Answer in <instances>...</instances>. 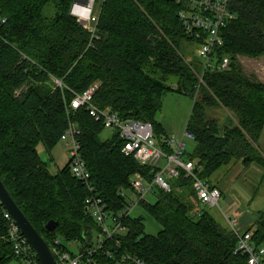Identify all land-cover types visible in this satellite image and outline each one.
Segmentation results:
<instances>
[{
    "label": "trees",
    "instance_id": "obj_1",
    "mask_svg": "<svg viewBox=\"0 0 264 264\" xmlns=\"http://www.w3.org/2000/svg\"><path fill=\"white\" fill-rule=\"evenodd\" d=\"M75 1L0 0V19H6L0 29V176L9 193L52 248L57 239L69 251L71 242L81 251L95 248L92 264H129L123 261L127 255L146 264H248L237 252L236 234L200 204L192 180L183 175L170 181V192L156 186L154 203L140 202L161 226L158 234H147L143 218L126 215L128 193L135 194V174L151 182L157 169L124 154L118 131L104 139V124L86 108L69 106L97 84V106L152 123L167 149L169 135L157 115L164 96L177 90L194 99L187 126L195 140L188 157L201 178L215 186V174L239 161L264 168L258 148L264 83L238 62L239 56H264V0H231L234 18L222 29L224 44L215 49L214 67L201 85L202 60L196 69L181 48L201 43L180 18L191 0H104L95 36L71 15ZM224 57L230 64L222 70ZM213 109L231 117L210 118ZM70 121L80 130V152L96 194L125 226L124 234L117 232L101 247L92 241L93 228L101 226L86 207L87 186L70 163L52 174L37 150L42 143L50 152ZM50 220L58 222L53 231L46 228ZM8 227L0 203V264L23 260L7 239ZM253 239L264 243V212Z\"/></svg>",
    "mask_w": 264,
    "mask_h": 264
},
{
    "label": "built area",
    "instance_id": "obj_2",
    "mask_svg": "<svg viewBox=\"0 0 264 264\" xmlns=\"http://www.w3.org/2000/svg\"><path fill=\"white\" fill-rule=\"evenodd\" d=\"M102 1L104 0H76L71 7V15L93 36L97 31L100 2ZM230 4L231 0H191L188 9L180 12V18L187 32L201 40L199 57L203 62V71L198 74L200 85L204 84L205 71L214 67L212 57L215 49L224 44L222 29L234 18ZM5 22L6 19H0V29ZM229 64V57H224L218 68L225 70ZM56 82L61 86L60 81L56 80ZM97 89L98 85L95 84L83 93L76 94L71 101L70 109L86 108L96 122H102L105 128L120 133V136L125 140V146L122 150L124 154L133 156L142 165L157 169L151 182L139 173L135 174L131 180L132 188L138 198L135 206L141 201H146L147 196L153 193L156 186L170 192V181L183 175L192 180L193 189L202 206L220 207L223 197L221 190L216 186H211L208 181L201 178L196 171L194 161L188 157L187 142H193L195 136L189 131L187 125L182 135L166 138L167 149H165L158 143L152 123L133 118L123 119L110 107L101 108L97 106L94 103ZM79 135L78 126L75 122L70 121L68 128L61 136V141L67 143L72 174L87 186L89 195L86 199V207L99 223L105 235L98 239V246L101 247L105 239L112 238L117 232L124 231L125 226L119 218H112L106 210L105 202L96 194L95 187L90 182L91 174L81 156ZM133 208V203H129L126 215L130 214ZM123 215L125 214H120V217ZM5 217L9 222L7 239L13 244L16 254L28 264H42L17 222L6 210ZM227 223L237 236V252H241L247 257L248 264H264V245H258L255 242L253 233H240L238 230L239 222L236 217H228ZM53 249L56 264H92V255L96 251L94 248L86 251L79 250L75 253L70 252L61 247L60 239L55 241ZM123 261H129V264H146L144 261L128 255L123 257Z\"/></svg>",
    "mask_w": 264,
    "mask_h": 264
},
{
    "label": "rangeland",
    "instance_id": "obj_3",
    "mask_svg": "<svg viewBox=\"0 0 264 264\" xmlns=\"http://www.w3.org/2000/svg\"><path fill=\"white\" fill-rule=\"evenodd\" d=\"M182 51L186 55L189 61H191L196 69H200V57H199V45L195 42H184L182 44ZM239 64L243 67L244 71L248 74H254L258 77L260 81L264 83V56L258 58H252L248 56H239L238 59ZM18 93V92H17ZM194 99L191 95L181 93L177 90L169 91L163 99V107L161 111L157 115V122L160 123L163 134L169 136H180L185 132L187 121L192 111ZM208 116L210 118H217L221 122H227L231 115L224 109H213L208 111ZM113 134V130L110 128H106L102 133V137L104 139L109 138ZM188 152L193 151L194 143L188 141ZM37 150L42 157V159L46 162L48 169L52 174L58 172L59 169L69 165L70 163V152L65 141H59L54 148L49 152L44 144L40 143L37 146ZM223 168L219 170L213 181L220 175L226 173L225 179H229L230 172H224L229 169ZM229 174V175H228ZM228 176V177H227ZM224 179V181H225ZM252 191V190H251ZM129 203H133L134 208L131 210L130 216L134 218H143L145 232L147 234L156 235L161 230L160 224L147 212L145 207L138 203L135 206V203L138 201L137 195L129 192ZM263 196V197H262ZM260 199V200H258ZM146 201L148 203H154L156 201V197L151 194L147 196ZM264 201V195H261V198H257L255 203L257 205L261 204ZM253 204V203H252ZM206 208V207H205ZM209 211L218 219L215 214L216 209L207 207ZM219 220V219H218ZM125 231H120L121 234H124ZM104 233L99 226H95L92 230L93 243L98 245V239L100 236H103ZM105 236V235H104ZM68 248L72 252H78L80 248V244L76 242L67 243ZM10 264H28V262L24 260H13Z\"/></svg>",
    "mask_w": 264,
    "mask_h": 264
},
{
    "label": "crops",
    "instance_id": "obj_4",
    "mask_svg": "<svg viewBox=\"0 0 264 264\" xmlns=\"http://www.w3.org/2000/svg\"><path fill=\"white\" fill-rule=\"evenodd\" d=\"M258 148L264 156V130L258 141ZM224 172H230L229 179H225L227 174L224 173L214 181L223 195L220 207L215 208V214L227 226V218L236 217L240 233H254L264 212V201L259 205L255 203L258 197L264 195V168L256 163L245 165L239 161Z\"/></svg>",
    "mask_w": 264,
    "mask_h": 264
},
{
    "label": "water",
    "instance_id": "obj_5",
    "mask_svg": "<svg viewBox=\"0 0 264 264\" xmlns=\"http://www.w3.org/2000/svg\"><path fill=\"white\" fill-rule=\"evenodd\" d=\"M0 203L17 222L22 233L27 238L28 242L32 246L33 250L35 251L36 255L38 256L42 264H56V256L54 253V249L49 244V242L46 241L43 238V236L37 231V229L33 226L31 221L22 211L20 206L13 199L7 187L5 186L1 176H0ZM57 225L58 222L54 220H50L46 225V228L50 231H53L57 227ZM120 264H126V263H120Z\"/></svg>",
    "mask_w": 264,
    "mask_h": 264
}]
</instances>
